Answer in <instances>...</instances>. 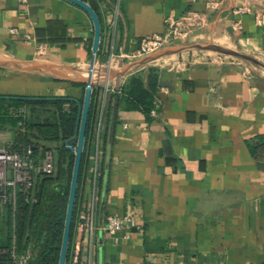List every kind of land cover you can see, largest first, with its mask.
I'll return each mask as SVG.
<instances>
[{"label": "crops", "instance_id": "1", "mask_svg": "<svg viewBox=\"0 0 264 264\" xmlns=\"http://www.w3.org/2000/svg\"><path fill=\"white\" fill-rule=\"evenodd\" d=\"M85 1L101 20L100 63L112 49L130 52L163 32L167 17L196 12L204 26L169 46L212 44L264 64V23L257 22L264 0ZM93 40L90 15L68 0H0L2 62H42L87 77ZM244 60L195 49L151 61L133 72L160 71L148 115L118 108L115 98L110 106L111 93L103 99L110 116L98 125L83 200L88 207L97 194L95 264H264V73ZM71 75L0 67V96L84 97L76 83L85 82ZM108 215H129L137 226L115 243L101 228ZM89 239L77 228L79 264L88 263Z\"/></svg>", "mask_w": 264, "mask_h": 264}, {"label": "trees", "instance_id": "2", "mask_svg": "<svg viewBox=\"0 0 264 264\" xmlns=\"http://www.w3.org/2000/svg\"><path fill=\"white\" fill-rule=\"evenodd\" d=\"M160 71L157 67H149L148 74L135 72L127 77L123 85L111 93L109 105L114 98L118 108L138 109L151 113L154 107L155 94L159 86ZM86 87L85 83H76ZM103 88L95 86L91 97L88 125L85 137L84 153L80 171L76 205L66 264H71L73 256V240L77 230L78 217L82 210L90 180L88 173L92 165V155L100 119L109 118V112L102 110ZM84 97L74 99L67 96H0V126L11 125L15 128V139L8 146L12 151L24 153L30 146L46 149L39 141L55 143L58 151L56 159V177L43 176L38 185L37 201L28 204L23 195H19L15 207L8 206L4 213V235L0 241V264H14L10 254L15 235L18 252L30 250L31 256L27 264H59L68 208L70 185L53 184L63 174L71 173L74 168L75 154L65 148L67 140L75 134L78 118ZM28 111L33 114L47 110L49 114L35 121L28 118ZM35 139V140H34ZM53 149V148H52ZM54 181V182H55Z\"/></svg>", "mask_w": 264, "mask_h": 264}, {"label": "built area", "instance_id": "3", "mask_svg": "<svg viewBox=\"0 0 264 264\" xmlns=\"http://www.w3.org/2000/svg\"><path fill=\"white\" fill-rule=\"evenodd\" d=\"M165 28L161 33H154L152 35L143 37L139 41L137 49L130 52H117L111 50L108 52L105 62L100 63L95 60V69L93 72L95 86L100 85V80L104 81L101 87L103 88V99L109 93L117 91L120 86H112L108 77V71L113 69H120L128 62L143 58L147 55L155 53L174 43L185 41L191 31L195 28L204 26L205 21L202 15L196 12H189L183 18H175L169 16L165 19ZM258 24L264 23V17L257 19ZM14 31V30H12ZM223 62L224 60L218 59ZM187 64L180 63L179 70H184ZM105 70L107 72H105ZM100 73V74H99ZM101 76V77H100ZM102 78V79H100ZM103 100V101H104ZM102 103V110H103ZM126 126V125H125ZM98 164V163H97ZM56 171L55 151L52 148H36L30 146L26 152L19 153L10 150L7 146H0V241L2 240L1 232L3 228L4 213L8 206L15 207L17 198L21 194L28 204L33 205L37 201L38 185L43 176L54 175ZM98 165L95 167V181L96 188L98 176ZM97 194L94 193L92 203L88 207L82 205L81 213L78 217L77 228H86L89 232V259L87 264L94 263V243L93 236L97 229L94 221V207L96 206ZM127 226H137V221L129 215H108L105 223L101 226L103 232L111 238L115 243L119 242V233ZM126 238L130 235L126 234ZM10 254L14 258V264H27L31 252L26 250L18 252L15 245V235L13 236V245L10 249ZM81 257V250L77 248L73 251L71 264H79Z\"/></svg>", "mask_w": 264, "mask_h": 264}, {"label": "water", "instance_id": "4", "mask_svg": "<svg viewBox=\"0 0 264 264\" xmlns=\"http://www.w3.org/2000/svg\"><path fill=\"white\" fill-rule=\"evenodd\" d=\"M75 5L84 9L91 17L93 24H94V40L92 46V59L90 62V66L88 68V75L87 77L81 75L76 69L70 67H63V66H55L47 63L42 62H31V63H15V62H2L0 61V67L10 69V70H31V69H57L58 71L64 72H71L75 74L78 80L83 81L86 83L85 87V95L83 105L80 110L79 118H78V126L76 130V134L65 143V148L69 151H72L75 154V161H74V168L72 173V180L70 186V194H69V201H68V208L65 220V227H64V234L61 246V253H60V260L59 264H66L67 255L69 250V243L72 231V224H73V217L76 205V198H77V191L80 179V171L84 153V145H85V137L88 125V116L91 104V97L93 93V83L94 77L93 72L95 69V60L96 55L99 51L101 35H102V25L99 15L97 14L96 10L85 0H68ZM263 49H264V35H263ZM195 49H210L216 51L218 53H224L228 55H232L235 57L247 59L253 61L257 65L264 67V64L258 61L256 58L248 55H244L238 52L229 51L227 49L221 48L216 45L207 44V45H176V46H168L159 51L147 55L143 58H140L134 62L128 63L124 65L120 69H113L108 71L107 79L114 78V77H123L127 76L134 71L140 69L141 67L149 64L151 61L165 56L169 54L175 53H182L186 51H191ZM105 72H107L105 70ZM167 85V82L163 79L160 80V86Z\"/></svg>", "mask_w": 264, "mask_h": 264}, {"label": "rangeland", "instance_id": "5", "mask_svg": "<svg viewBox=\"0 0 264 264\" xmlns=\"http://www.w3.org/2000/svg\"><path fill=\"white\" fill-rule=\"evenodd\" d=\"M219 55V54H218ZM224 56V55H223ZM230 59V58H229ZM245 63H247L248 65H253L254 67H257V70L259 72H263L264 73V67L258 66L256 63H254L253 61L250 60H244ZM80 73V72H79ZM83 74L88 75L87 71H82ZM68 74L70 75L71 72H68ZM73 74V73H72ZM71 76H75V74L71 75ZM28 118H33L35 121H38L40 119H42V117L46 116L47 114H49V112H47V110H42L41 112H38L36 110V112H34L33 114H31L28 109L27 112H25ZM15 128H13L11 125H4V126H0V146H10L14 139H15ZM35 140V139H34ZM40 145H46L47 147H51V148H55L56 144L55 143H50V142H43V141H39ZM55 151V158L57 159L58 156V151L56 149H54ZM72 173L67 172L65 174L62 175L60 182L59 181H53L50 183V189L53 187V184L56 185L58 183H67L71 186V180H72ZM56 177V171L54 173V179ZM5 231V229H4ZM4 231L1 232V236H5L3 233Z\"/></svg>", "mask_w": 264, "mask_h": 264}]
</instances>
